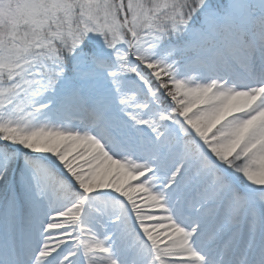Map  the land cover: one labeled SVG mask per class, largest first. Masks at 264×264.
Returning <instances> with one entry per match:
<instances>
[{
  "label": "snow or ice",
  "instance_id": "1",
  "mask_svg": "<svg viewBox=\"0 0 264 264\" xmlns=\"http://www.w3.org/2000/svg\"><path fill=\"white\" fill-rule=\"evenodd\" d=\"M0 264H264V0H0Z\"/></svg>",
  "mask_w": 264,
  "mask_h": 264
}]
</instances>
